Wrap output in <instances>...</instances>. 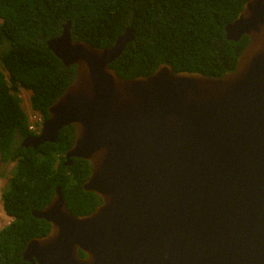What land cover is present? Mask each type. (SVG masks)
<instances>
[{
  "label": "water",
  "instance_id": "95a60500",
  "mask_svg": "<svg viewBox=\"0 0 264 264\" xmlns=\"http://www.w3.org/2000/svg\"><path fill=\"white\" fill-rule=\"evenodd\" d=\"M71 21L47 41L74 80L51 104L37 150L74 126L66 165L86 160L83 185L101 204L75 216L61 186L32 216L50 232L22 253L31 264H264V0H248L225 26L249 37L236 69L222 77L161 64L124 79L111 65L134 41L73 40ZM82 252L85 257L80 256Z\"/></svg>",
  "mask_w": 264,
  "mask_h": 264
},
{
  "label": "trees",
  "instance_id": "16d2710c",
  "mask_svg": "<svg viewBox=\"0 0 264 264\" xmlns=\"http://www.w3.org/2000/svg\"><path fill=\"white\" fill-rule=\"evenodd\" d=\"M248 0H0V45L10 47L0 56L9 74L0 73V161L14 162L10 188L3 194V209L12 221L0 229V264H31L22 257L34 238L46 236L50 224L32 216L42 210L61 186L67 206L75 216L92 213L100 198L83 185L91 164L65 153L73 146L74 126L61 130L56 143L37 150L22 141L40 130L30 121L17 96L31 91V107L42 120L48 109L74 80L76 66H66L48 48L71 21L73 40L97 48L114 45L131 28L135 35L111 65L119 77L149 76L161 65L176 72L222 77L236 69L238 58L249 44L242 36L226 38L225 26L233 22ZM81 257L85 255L80 252Z\"/></svg>",
  "mask_w": 264,
  "mask_h": 264
},
{
  "label": "rangeland",
  "instance_id": "374dc122",
  "mask_svg": "<svg viewBox=\"0 0 264 264\" xmlns=\"http://www.w3.org/2000/svg\"><path fill=\"white\" fill-rule=\"evenodd\" d=\"M2 23V20L0 19V25ZM10 47L9 42L5 41L4 44L0 45V56L3 52L7 51ZM0 73H3L6 77V79L9 78L8 72L3 67L1 61H0ZM21 107L23 108L24 112L28 116V120L30 123L34 121V117H39L38 114H35L32 111L31 107V91L26 88H21L19 93L17 94ZM16 169V163L9 162V163H2L0 161V229L8 225L12 219L9 218L3 209V194L9 190L10 188V179L13 176Z\"/></svg>",
  "mask_w": 264,
  "mask_h": 264
},
{
  "label": "built area",
  "instance_id": "2783aa9c",
  "mask_svg": "<svg viewBox=\"0 0 264 264\" xmlns=\"http://www.w3.org/2000/svg\"><path fill=\"white\" fill-rule=\"evenodd\" d=\"M42 123H43L42 118L35 116L34 121L30 125V130L37 131V129L39 128L38 126H40L41 129Z\"/></svg>",
  "mask_w": 264,
  "mask_h": 264
},
{
  "label": "clouds",
  "instance_id": "9594fccd",
  "mask_svg": "<svg viewBox=\"0 0 264 264\" xmlns=\"http://www.w3.org/2000/svg\"><path fill=\"white\" fill-rule=\"evenodd\" d=\"M40 117V116H39ZM44 121V120H43ZM31 125V124H30ZM42 127V126H41ZM41 130V129H40ZM40 130H39V132H40ZM39 132H38V134H39Z\"/></svg>",
  "mask_w": 264,
  "mask_h": 264
}]
</instances>
